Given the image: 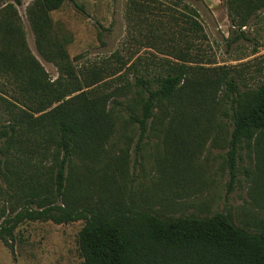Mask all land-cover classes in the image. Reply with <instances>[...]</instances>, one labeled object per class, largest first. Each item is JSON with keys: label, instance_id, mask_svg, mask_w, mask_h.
I'll return each instance as SVG.
<instances>
[{"label": "trees", "instance_id": "obj_1", "mask_svg": "<svg viewBox=\"0 0 264 264\" xmlns=\"http://www.w3.org/2000/svg\"><path fill=\"white\" fill-rule=\"evenodd\" d=\"M66 1L85 12L75 0H30L25 6L37 52L59 70L53 81L26 44L17 9L21 0L0 3V101L7 115L0 125V180L13 200L7 213L0 214V240L11 248L15 228L26 221L82 220L77 244L84 264H264V215H259L264 212V82L240 89L238 72L192 65L201 58L193 55L192 48H199L194 40L205 36L194 4L129 0L125 21L178 25L176 46L156 43L160 54L174 60L133 65L134 90L123 99L83 90L98 77L94 73L81 82L64 41L51 32L50 14ZM222 1L238 29L264 14V0ZM167 32L175 34L170 28ZM240 35L246 39L243 31ZM128 86L122 84L118 93L129 92ZM218 113L225 121H218ZM202 121L200 133L212 136V142L229 128L230 182L238 148L251 147L255 170L248 195L256 215L240 223L224 212L173 217L137 206L130 194L127 202L121 200L120 186L134 181H127L131 144L137 152L149 134L185 143ZM31 132L43 149L42 158L33 161L23 156L24 134ZM171 162L173 169L184 166L175 155ZM76 183H97L101 193L94 199L88 185Z\"/></svg>", "mask_w": 264, "mask_h": 264}, {"label": "rangeland", "instance_id": "obj_2", "mask_svg": "<svg viewBox=\"0 0 264 264\" xmlns=\"http://www.w3.org/2000/svg\"><path fill=\"white\" fill-rule=\"evenodd\" d=\"M4 1L11 0H1ZM29 1L21 0L17 7L22 18L26 44L43 66L47 78L53 81L58 77L59 70L54 63L43 59L36 50L25 16V6ZM75 1L84 6L85 12L77 9L71 2H64L50 14L51 32L52 37L64 41L69 60L81 82L94 73L98 77L95 85L83 90L92 89L93 92L109 95L111 99H123L124 95H129L134 90L130 85L133 65L152 61L160 63L163 59L174 60L160 54L156 43L160 41L164 46H176L178 25L175 23L125 21L124 10L129 0ZM187 1L199 10L205 35L194 40V45L199 48H192L193 55L201 58L195 60L198 61L197 64L192 65L230 68L240 74V89L264 82V14L258 21L251 19L238 29L228 19L225 1L215 9L202 1ZM157 28L159 32H155ZM169 28L174 31V35L168 34ZM240 31H243L246 39L240 35ZM151 65L154 66V63ZM126 82L129 84V92L119 94L118 88ZM4 110V104L0 101V125L6 124L7 115ZM217 117L218 121H225L221 114L218 113ZM203 124V121L200 122V128L189 133L190 137L186 138L185 143H174L168 137L157 139L149 134L144 138L138 153H133L131 144L130 174L127 181H134L120 186L118 196L121 200L127 202L130 194L137 206L164 216H208L214 212H224L235 223H240L256 215L257 210L248 195L251 173L255 170L251 147L238 148L235 177L230 182L225 141L229 128L227 126L223 130V138L212 142V136L201 135ZM131 134L135 139L134 132ZM37 141L32 132L24 134L23 156L31 161L32 158H42L43 149ZM52 149L53 145H50L47 152ZM173 155L183 162V167L172 168ZM2 157L3 154H0V158ZM48 162V158L43 159V166L46 167ZM76 184L83 188L88 185L89 195L94 199L101 193L97 183ZM8 190L0 180L1 215L7 213L13 202ZM259 215H264V212ZM83 223L82 220L66 224L51 221L23 222L14 230L11 248L0 240V264H84L77 244L78 231Z\"/></svg>", "mask_w": 264, "mask_h": 264}, {"label": "crops", "instance_id": "obj_3", "mask_svg": "<svg viewBox=\"0 0 264 264\" xmlns=\"http://www.w3.org/2000/svg\"><path fill=\"white\" fill-rule=\"evenodd\" d=\"M202 2H205L210 8L215 9L219 7V5L222 3V0H202Z\"/></svg>", "mask_w": 264, "mask_h": 264}]
</instances>
